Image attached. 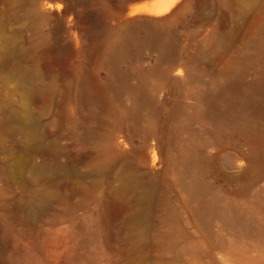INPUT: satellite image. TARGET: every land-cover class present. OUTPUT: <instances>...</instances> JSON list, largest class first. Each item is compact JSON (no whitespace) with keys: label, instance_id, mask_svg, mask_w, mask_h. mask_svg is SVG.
I'll use <instances>...</instances> for the list:
<instances>
[{"label":"rangeland","instance_id":"1","mask_svg":"<svg viewBox=\"0 0 264 264\" xmlns=\"http://www.w3.org/2000/svg\"><path fill=\"white\" fill-rule=\"evenodd\" d=\"M182 1L0 0V264H264V112L217 104L264 95V0H190L111 56Z\"/></svg>","mask_w":264,"mask_h":264},{"label":"bare ground","instance_id":"2","mask_svg":"<svg viewBox=\"0 0 264 264\" xmlns=\"http://www.w3.org/2000/svg\"><path fill=\"white\" fill-rule=\"evenodd\" d=\"M176 2L177 0H169V2L165 5H155L151 9V12L154 14H162L167 11H170L172 7L176 4ZM189 2L190 0H183L172 11L170 15L171 16L170 19H166V18L165 19H151V18H145V17L140 18V19L132 18L133 20L129 19L125 21H120V23L117 24L116 27L110 28L108 30V33L113 37V40L111 41V51H110L113 60H116L121 54L124 53L129 40L130 41H134V40L135 41H140V40L158 41L159 39H161L164 33L167 32L169 21L172 20L174 17H176L184 9H186L189 5ZM37 15L39 16V18H43L44 16V14H41V13ZM139 30H142L144 32L141 38L136 37L137 35L136 33L139 32ZM260 57L261 56H258L257 58H260ZM250 92L244 93L242 90H240L236 86H232L229 90L227 88L226 92L223 95V98L217 100V104L221 107H226V106H231V105L238 106V107L253 106L254 108H257L258 110L264 112V95L261 98H257V96L254 93H250ZM143 100L144 98L138 97L137 102L141 103ZM133 110L135 109L133 108ZM253 136L257 137V140L260 139V136L257 134H253ZM202 189H203V186L201 183L193 187V191L196 194H199L202 191ZM205 209H207V206H205ZM0 222L2 223V221ZM8 264H45V263L29 255H20L19 257L9 261Z\"/></svg>","mask_w":264,"mask_h":264}]
</instances>
